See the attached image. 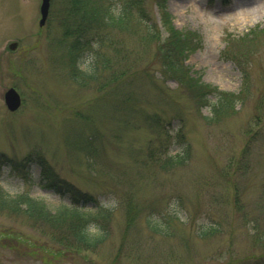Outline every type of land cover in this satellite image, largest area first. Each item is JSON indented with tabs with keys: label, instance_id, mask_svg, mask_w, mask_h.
I'll return each mask as SVG.
<instances>
[{
	"label": "rangeland",
	"instance_id": "374dc122",
	"mask_svg": "<svg viewBox=\"0 0 264 264\" xmlns=\"http://www.w3.org/2000/svg\"><path fill=\"white\" fill-rule=\"evenodd\" d=\"M72 1L51 0L40 26L41 0H0V188L54 212L69 200L50 182L65 180L97 199L86 209L107 219L91 231L106 237L78 250L60 232L0 213V264H264V33L245 41L264 29V0L167 2L175 27L201 37L185 60L190 74L242 97L210 122L211 108L162 74L154 47L129 36L141 73L107 88L77 82L67 34L83 10ZM10 87L23 100L14 113ZM168 148L185 162L165 166Z\"/></svg>",
	"mask_w": 264,
	"mask_h": 264
},
{
	"label": "trees",
	"instance_id": "16d2710c",
	"mask_svg": "<svg viewBox=\"0 0 264 264\" xmlns=\"http://www.w3.org/2000/svg\"><path fill=\"white\" fill-rule=\"evenodd\" d=\"M150 1L153 3L154 13L149 10ZM72 2L75 10H83L81 22L67 34L75 35L70 43L69 54L70 67L77 82L84 85L99 79L101 88H107L117 86V83L125 78L141 73L142 71L137 70V63L142 54L135 51L134 44L133 48L128 47L126 37L129 36L145 49L154 47V57L158 59L157 64L160 65L162 74L186 85L198 106L211 108L213 116L205 117L208 122L235 112L236 104L242 99L240 94L221 90L203 82L201 76L190 74L185 60L201 46V37L193 31H182L175 27L173 15L167 8L168 0ZM91 29L94 30L93 34H87ZM258 29L256 27L247 33L245 41H251L264 33V29ZM83 37L87 41H84ZM90 55L94 58L93 62H90L91 68L88 72L81 71L80 65L84 64ZM237 64L245 76L244 64ZM99 68L101 71L109 70V76H100ZM179 134L185 137L182 132ZM164 152H169L165 166H177L185 162L181 152L174 155L170 153L169 148ZM189 153L190 147H187V154ZM50 183H54V180ZM55 183L57 190L67 195L69 200V203L59 205L56 211L53 212L46 202L27 193L12 197L0 188V213L21 216L54 233L60 232L59 239L62 243L78 250L94 248L102 243L106 236L94 235L91 228L100 218L106 220L107 214L101 210L94 214L86 209L89 204L98 205L97 199L78 190L69 182L58 180Z\"/></svg>",
	"mask_w": 264,
	"mask_h": 264
},
{
	"label": "water",
	"instance_id": "95a60500",
	"mask_svg": "<svg viewBox=\"0 0 264 264\" xmlns=\"http://www.w3.org/2000/svg\"><path fill=\"white\" fill-rule=\"evenodd\" d=\"M50 8V0H42V4L40 7L41 12V20L40 25H43L47 19ZM10 49L14 50L17 47V43H11ZM5 103L9 110L15 111L17 110L22 103L21 96L15 88H10L5 92Z\"/></svg>",
	"mask_w": 264,
	"mask_h": 264
}]
</instances>
